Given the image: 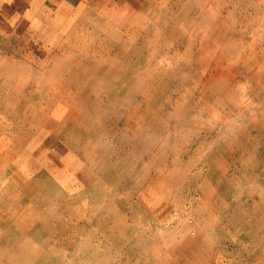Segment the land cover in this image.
Returning a JSON list of instances; mask_svg holds the SVG:
<instances>
[{
    "label": "rangeland",
    "instance_id": "374dc122",
    "mask_svg": "<svg viewBox=\"0 0 264 264\" xmlns=\"http://www.w3.org/2000/svg\"><path fill=\"white\" fill-rule=\"evenodd\" d=\"M55 81L78 121L0 152V264H264V0H0V98Z\"/></svg>",
    "mask_w": 264,
    "mask_h": 264
},
{
    "label": "bare ground",
    "instance_id": "6f19581e",
    "mask_svg": "<svg viewBox=\"0 0 264 264\" xmlns=\"http://www.w3.org/2000/svg\"><path fill=\"white\" fill-rule=\"evenodd\" d=\"M126 25V24H125ZM93 31V30H92ZM91 31V32H92ZM95 31V30H94ZM95 34V32H94ZM93 36V34H92ZM95 37H96V34H95ZM98 40V39H97ZM106 40V38H105ZM114 42V41H113ZM112 42V43H113ZM111 43V44H112ZM95 49V48H94ZM92 50V49H91ZM121 51V48L118 47L117 49V52H120ZM96 52V51H95ZM99 52V51H98ZM100 53V52H99ZM56 60V59H55ZM58 60V59H57ZM62 63V62H61ZM65 64V62H64ZM8 65V64H7ZM14 65V64H13ZM72 65V63H71ZM70 65V67H71ZM131 65V64H130ZM11 65H9L10 67ZM68 66V65H67ZM12 67V66H11ZM64 67V66H63ZM93 67V66H92ZM42 68V66H41ZM52 68V67H51ZM15 69V68H14ZM17 69V68H16ZM43 69V68H42ZM12 70V69H11ZM58 70V69H57ZM68 70V69H66ZM98 70V69H97ZM46 71V70H45ZM56 71V70H55ZM12 72V71H11ZM14 72V71H13ZM48 72L51 73L53 72V70L50 72V68L48 69ZM62 72V71H61ZM100 72V71H99ZM38 73V72H37ZM103 73V72H102ZM2 74V73H1ZM40 75V73H39ZM38 75V76H39ZM44 75V74H43ZM42 75V77H44ZM125 75V73H124ZM35 76V74H34ZM33 76V77H34ZM36 76V77H38ZM48 76V75H47ZM55 76V75H54ZM72 76V75H71ZM86 76V75H85ZM84 76V77H85ZM48 77H51L50 75ZM93 77V76H92ZM122 77V76H121ZM46 78V77H44ZM53 78V77H52ZM54 78H57L56 76ZM82 78V76H81ZM123 78V77H122ZM39 79V78H38ZM66 79V78H65ZM86 79V78H85ZM56 80V79H55ZM33 81V80H32ZM36 82V85H37V81ZM88 82V81H86ZM31 83V82H30ZM81 83V82H80ZM34 84V81L33 83ZM38 84H39V81H38ZM85 84V82H84ZM90 84V83H89ZM40 85V84H39ZM69 84H66L65 82H63L62 84L61 83H57L56 81L52 84V85H49L44 91H43V95H45V101H44V105L42 106H31L30 104V97L32 94H35V93H30V91L27 89V86L25 84V82H20V83H15L14 85H12V83L10 84H7L5 85V90L4 92L1 94V98H0V106L3 105L6 107H9L11 108L12 111V119H14L13 117H15L18 121L20 122H14V121H11L9 120L8 118L7 119V122L6 124L4 125V131H7V133L9 134L8 136H6L5 134V137L6 139H3L2 142H0V152L1 153H5V156H9V157H13L14 154L16 153L17 154V151L20 152V149H23V145H24V142L26 141V138L25 137V133L22 131L23 130V126L27 125L28 123L30 124L31 122H35L38 126H45V127H56L58 126V122L61 121L60 123V128L61 129H68L69 126L70 128H74L73 125L75 123H77L78 121V117H77V111H75L74 107L71 105L70 102H72V100H74L75 96H76V92L73 93L72 91L70 90H66V88L68 87ZM81 85V84H80ZM87 85V84H86ZM34 86V85H33ZM67 86V87H66ZM77 86V84H76ZM41 87V86H40ZM118 87V86H117ZM119 87H120V84H119ZM37 88V87H35ZM39 88V87H38ZM44 88V87H43ZM122 88V87H121ZM32 89V88H31ZM78 89V87H77ZM83 89V88H82ZM88 89V88H87ZM1 90V89H0ZM39 90V89H38ZM43 90V89H41ZM90 90V89H89ZM88 90V91H89ZM86 91V90H85ZM91 91V90H90ZM114 91V90H113ZM82 92V90H81ZM90 93V92H89ZM88 94V93H87ZM86 94V95H87ZM37 95V94H36ZM83 95V93H82ZM78 96V95H77ZM84 96V95H83ZM34 97V96H33ZM39 97V96H37ZM37 99V98H36ZM41 99V98H40ZM32 101V100H31ZM81 101V100H80ZM35 102V101H34ZM39 102V101H38ZM36 103V102H35ZM74 103V102H73ZM83 104V103H82ZM75 105V104H74ZM78 109V108H77ZM2 110V109H1ZM80 112V111H79ZM9 113V112H8ZM79 114V113H78ZM80 120V119H79ZM34 126V124H33ZM37 128V127H36ZM78 128V127H77ZM12 129L10 132L9 130ZM33 129V128H32ZM75 129V128H74ZM79 130V129H77ZM82 130V129H80ZM79 130V131H80ZM52 131V130H50ZM62 131V130H61ZM64 132V131H63ZM75 132V131H74ZM88 132V131H87ZM3 133V132H2ZM1 133V134H2ZM56 133V132H55ZM81 133V132H79ZM59 134V133H58ZM61 134V133H60ZM76 134V133H75ZM83 135L85 133H82ZM87 134V133H86ZM84 135V136H87V135ZM91 134V133H90ZM89 134V135H90ZM81 135V134H80ZM88 135V136H89ZM3 136V135H2ZM83 136V137H84ZM59 137V136H58ZM92 137V136H91ZM79 138H82V137H79ZM81 140V139H80ZM82 141V140H81ZM9 144V147L8 145ZM84 144V143H83ZM96 145V144H95ZM72 148V147H71ZM90 148V147H89ZM84 150V149H83ZM76 152V151H75ZM80 152V151H78ZM85 152V151H84ZM91 153V150L89 151ZM88 152V153H89ZM94 152V151H93ZM96 152V151H95ZM89 153V154H90ZM79 154V153H78ZM85 154V153H84ZM92 154V153H91ZM95 154V153H94ZM1 155V154H0ZM93 157V155H92ZM91 157V158H92ZM4 158V157H3ZM84 158V157H83ZM87 158V157H86ZM81 159V158H80ZM94 160V159H93ZM88 161V160H87ZM84 162V161H83ZM1 163V162H0ZM88 163V162H87ZM90 164V163H88ZM99 164V162H98ZM103 164V162H102ZM101 164V166H102ZM3 166V165H2ZM47 176V175H46ZM47 178V177H45ZM115 178V177H114ZM50 180V179H49ZM48 180V181H49ZM54 181V179H51ZM50 180V181H51ZM47 181V182H48ZM46 183V182H45ZM40 185V183L38 182V179H34L32 181H25L24 183H22V191L23 193L24 192H29L31 190H35L36 186L38 187ZM44 185V184H43ZM46 186V185H45ZM43 187V186H42ZM15 188V187H14ZM10 190V189H9ZM12 190V189H11ZM101 191V190H99ZM103 191V189H102ZM105 191V190H104ZM32 193V192H31ZM53 193V192H52ZM25 194V193H24ZM58 194V193H57ZM13 195V194H12ZM15 195V194H14ZM30 195L31 194H25L26 198H28L30 200ZM44 196V195H43ZM58 198L60 196H57ZM56 197V198H57ZM47 198V197H46ZM61 198V197H60ZM56 202V201H54ZM61 205V204H60ZM69 206V204H67ZM35 206V205H34ZM67 208V207H65ZM64 207L63 208H59L61 210V213L62 211H64L63 209H65ZM132 208V207H131ZM130 208V210H131ZM13 210V209H11ZM15 210V209H14ZM67 210V209H66ZM71 211V210H70ZM69 211V212H70ZM127 211V210H126ZM125 211V212H126ZM12 212V211H11ZM97 212V211H96ZM15 213V212H14ZM17 213V212H16ZM74 213V212H73ZM16 215V214H15ZM14 215V216H15ZM73 216V214L71 215ZM24 217H29L28 215L24 216ZM33 217V216H32ZM15 218V217H13ZM39 218V217H38ZM38 220V219H37ZM31 229V228H29ZM46 231V230H45ZM27 232V231H26ZM253 234V233H252ZM27 235V233H26ZM18 240V239H16ZM14 240V241H16ZM56 242V240H54ZM139 241V240H138ZM43 242V241H42ZM140 242V241H139ZM138 242V243H139ZM52 243V242H51ZM12 244H15V243H12ZM18 244V242H17ZM57 244V243H56ZM55 244V245H56ZM59 244V243H58ZM23 245V244H22ZM60 245V244H59ZM62 245V244H61ZM15 246V245H14ZM17 246V245H16ZM32 246V245H31ZM40 246V245H39ZM54 246V245H53ZM24 247V246H23ZM57 247V246H56ZM12 248V247H11ZM16 248V247H15ZM14 248V249H15ZM26 248V247H25ZM33 248V247H32ZM23 249V248H22ZM26 252H27V255L28 254H33V255H30V256H37L39 257L40 256V252L39 254L38 253H34L35 251H31L32 249L28 250L29 248H26ZM51 250V249H50ZM49 250V251H50ZM19 251V249L17 250ZM37 251V250H36ZM80 251V249H79ZM22 252V250H21ZM24 252V250H23ZM39 252V251H37ZM52 252V251H51ZM47 254V253H46ZM55 254V253H54ZM57 255V254H56ZM42 256V255H41ZM65 256V255H64ZM90 256V255H89ZM97 257V256H96ZM90 257H88L89 259ZM93 258V257H92ZM95 258V257H94ZM83 259V258H82ZM93 260V259H90V261ZM82 261V260H81ZM73 262V261H72ZM30 264V263H29ZM82 264V263H81Z\"/></svg>",
    "mask_w": 264,
    "mask_h": 264
}]
</instances>
